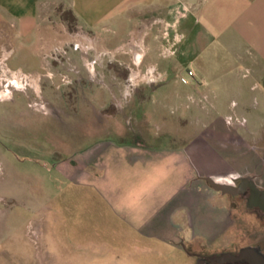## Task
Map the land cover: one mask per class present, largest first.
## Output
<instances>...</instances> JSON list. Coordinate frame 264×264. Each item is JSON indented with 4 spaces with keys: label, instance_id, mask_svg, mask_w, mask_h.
<instances>
[{
    "label": "crops",
    "instance_id": "obj_1",
    "mask_svg": "<svg viewBox=\"0 0 264 264\" xmlns=\"http://www.w3.org/2000/svg\"><path fill=\"white\" fill-rule=\"evenodd\" d=\"M73 34L83 37L70 47ZM64 48L78 68L67 73L91 83L90 105L18 124L24 139L9 145L38 148L28 159L47 172L24 188L44 229L43 264H119L160 244L223 242L233 218L205 178L264 185V0H0V52L19 81L51 96ZM129 72L149 89L128 90ZM151 124L156 138L131 137ZM14 177L0 178V194L20 202ZM1 242L7 264L31 263Z\"/></svg>",
    "mask_w": 264,
    "mask_h": 264
},
{
    "label": "rangeland",
    "instance_id": "obj_2",
    "mask_svg": "<svg viewBox=\"0 0 264 264\" xmlns=\"http://www.w3.org/2000/svg\"><path fill=\"white\" fill-rule=\"evenodd\" d=\"M67 22L71 21L68 29H72L73 27V19L67 18ZM72 25V27H71ZM59 37H61L59 35ZM82 35L73 34L72 38L69 36L68 44L70 47L73 43H77L80 39L82 40ZM70 51H66L59 49V62H65V67L59 68V81L57 83H51L48 86V89H51V96H46L44 93H41V87L44 85L43 83L31 82V83H23L19 81L18 76L14 77L15 73L11 72L5 66V60L3 59V53L0 52V178L5 177V180L10 176H15L16 185L18 188H21L20 193L17 194L18 199L22 198V201L16 202V200L11 196V198H6L5 196L0 194V216L3 218L4 216L8 217L9 211L15 212L17 217L14 220L10 221L7 219L1 227H0V235L1 238H7L10 242L15 243V245L19 248L21 252L27 257L26 259L31 258L32 264H43V260L41 259V255L44 254L43 248V235L44 229L40 223L39 213L33 212L31 214L27 213L24 207V201L26 200V193L24 192V188H26V179L28 176H42L44 178L47 175L45 169L40 167L38 164L31 163L28 157L31 155H35L39 152V149L36 150L17 146L16 148L9 146L11 144V139L15 140V142L22 141L24 139V134L21 131H17L15 128L16 125L26 123L28 125L32 124H44L46 119H49L50 116L49 110L53 108H66L69 110L68 112H72L75 108L87 107L89 106V100L87 98V91L91 88V83L87 79V77L77 76V73L71 75L67 73V69H71V71H77L78 68L71 64L69 60L71 58ZM74 54L72 51L71 54ZM86 52H82L80 57H87ZM73 57V56H72ZM77 57V56H76ZM68 62V63H66ZM188 77V76H187ZM184 78V80H188V78ZM129 83L127 84L128 90H148V84L144 86H139L138 83H132V77H130L129 72ZM187 82V81H184ZM100 85H104V83H99ZM29 89L31 95L24 99H17V95L12 99L10 93L13 90L18 88ZM58 91L57 93H55ZM3 97V98H2ZM22 112L20 116L18 112ZM75 116V115H74ZM73 115L64 116L71 120ZM61 116H59L60 118ZM62 117V118H64ZM86 117V116H85ZM183 118V116H180ZM151 131L146 132H132V138H145L154 139L157 133V124H151ZM147 127V128H148ZM16 129V130H14ZM34 132V131H33ZM32 134H37L40 139V130H36ZM116 133V132H115ZM123 133V132H122ZM135 134L137 136L135 137ZM87 134V131H85ZM121 134V133H120ZM158 134V133H157ZM164 134V133H163ZM165 136V135H164ZM160 138V137H159ZM163 138V136H162ZM43 139V138H41ZM41 149V147H40ZM44 148H42V151ZM44 157V156H42ZM5 192V191H3ZM42 196L38 195L37 199H41ZM216 199V198H215ZM241 211L245 210V208L241 205L238 209ZM238 212L237 208L230 209L231 217L237 218L240 214L242 218H246L247 216L243 213ZM240 218V216H239ZM6 219V218H5ZM23 219V220H22ZM10 221V224L8 222ZM23 221V223H21ZM33 226V227H29ZM29 227V228H28ZM30 231V232H28ZM35 233V236H33ZM235 233V224L234 222L231 224L229 229L223 234L224 238L221 237L220 241H227L232 238ZM104 237H110L108 234L104 235ZM227 239V240H226ZM6 240V239H5ZM111 240L109 241V243ZM199 243L193 241L186 247V253L184 250L179 249L170 244H160V250L154 252H144V253H134L131 254L134 258H126L120 260H113V263L117 262L119 264H125L126 262L131 264H195V257L189 252H196L199 248ZM117 246V245H115ZM121 248V245H118ZM212 248V247H211ZM8 249V244L6 242L0 243V252L6 251ZM122 249V248H121ZM61 252L65 253L64 250ZM67 253V250H66ZM110 254V252H106V254ZM129 253V252H128ZM130 255V254H129ZM130 255V256H131ZM124 261V262H123ZM7 258H0V264H7ZM123 262V263H122ZM30 263V264H31Z\"/></svg>",
    "mask_w": 264,
    "mask_h": 264
},
{
    "label": "flooded vegetation",
    "instance_id": "obj_3",
    "mask_svg": "<svg viewBox=\"0 0 264 264\" xmlns=\"http://www.w3.org/2000/svg\"><path fill=\"white\" fill-rule=\"evenodd\" d=\"M237 188L234 193H221L225 196L229 209L237 208L241 205L245 208L243 213L247 216L233 218L235 224L234 236L227 241L219 242L211 246H202L195 252H189L195 257V264H264V209L257 206H247L253 193L252 184L259 195L264 190V185H260L258 180L252 175H239L229 183ZM219 192V191H218ZM212 247V248H211ZM247 247V251L240 252L241 248ZM224 254H227L224 256Z\"/></svg>",
    "mask_w": 264,
    "mask_h": 264
},
{
    "label": "water",
    "instance_id": "obj_4",
    "mask_svg": "<svg viewBox=\"0 0 264 264\" xmlns=\"http://www.w3.org/2000/svg\"><path fill=\"white\" fill-rule=\"evenodd\" d=\"M205 180L207 181L208 185L213 190L219 191L220 193H234L237 191L236 190L237 188L231 186L230 184L218 182V181H215L209 177H206ZM250 185H251L253 193L251 195L250 202L247 203V206H257V207L264 209V190L259 195V191L252 184H250ZM247 250H248L247 247H243V248H241L240 252L242 253V252H245ZM225 255H227V254H224V256ZM256 256H257V259L261 260V262L264 261L263 258H259L258 255H256Z\"/></svg>",
    "mask_w": 264,
    "mask_h": 264
},
{
    "label": "built area",
    "instance_id": "obj_5",
    "mask_svg": "<svg viewBox=\"0 0 264 264\" xmlns=\"http://www.w3.org/2000/svg\"><path fill=\"white\" fill-rule=\"evenodd\" d=\"M186 75L188 76V77H190L191 75H192V71L190 70V69H187L186 70ZM184 81H187V80H184ZM29 227H33V226H29ZM28 227V228H29ZM34 228V227H33ZM28 232H30V231H28ZM33 236H35V233H34V235Z\"/></svg>",
    "mask_w": 264,
    "mask_h": 264
}]
</instances>
